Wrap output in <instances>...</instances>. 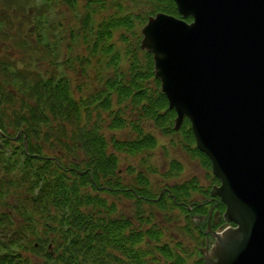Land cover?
I'll return each mask as SVG.
<instances>
[{
  "label": "trees",
  "instance_id": "16d2710c",
  "mask_svg": "<svg viewBox=\"0 0 264 264\" xmlns=\"http://www.w3.org/2000/svg\"><path fill=\"white\" fill-rule=\"evenodd\" d=\"M156 12L180 17L172 0H0L4 52L26 57L19 67L0 50V264H203V237L181 203L202 190L197 180L173 185L171 198L131 164L132 182L120 177L118 154L155 146L148 124L180 133L210 169L188 119L174 131L152 57L139 48V27ZM179 169L172 160L168 173ZM175 207L180 231L159 214L169 226Z\"/></svg>",
  "mask_w": 264,
  "mask_h": 264
},
{
  "label": "water",
  "instance_id": "95a60500",
  "mask_svg": "<svg viewBox=\"0 0 264 264\" xmlns=\"http://www.w3.org/2000/svg\"><path fill=\"white\" fill-rule=\"evenodd\" d=\"M172 1L180 17L148 15L139 48L152 57L173 129L188 119L219 180L210 193L234 224L208 225L213 242L199 253L203 264H264V0Z\"/></svg>",
  "mask_w": 264,
  "mask_h": 264
},
{
  "label": "rangeland",
  "instance_id": "374dc122",
  "mask_svg": "<svg viewBox=\"0 0 264 264\" xmlns=\"http://www.w3.org/2000/svg\"><path fill=\"white\" fill-rule=\"evenodd\" d=\"M107 13H109V10H106L103 12V16H105ZM99 18V17H98ZM70 20V16L68 15L67 21ZM141 27V26H140ZM139 27V29H140ZM138 29V30H139ZM117 34L115 33V37ZM0 50L3 52L6 50V45L2 42L0 43ZM0 51V52H2ZM8 57H11L15 62L19 65V67L22 64V61L26 59L25 55L22 54L18 50H7L6 52ZM124 116L129 119V112L125 111ZM106 117V113L102 114ZM148 131L152 132V134L155 136L156 144L153 148H146L142 151H140L137 154H134L132 156H126L124 153L118 154L119 158V167L122 170L120 173V177L124 178L126 180V165L131 164L134 167V171L140 173L141 171L148 177V180L151 183V187L154 190V192H158L161 187H170L171 185L180 183L183 181L191 180V179H197V185L202 188V190H205L207 186L211 185L210 179L207 177L206 171L209 169L203 168L199 161H197L194 157L191 156L181 145L179 147H176V140L179 141L182 137L180 133H174L171 134V137H166V135H162L159 130L151 124H148ZM147 125V126H148ZM131 126L128 124L127 127L123 130H117V132H114V135L121 138V136H125L130 131ZM180 129V128H179ZM179 129L177 131H179ZM175 131V130H174ZM176 132V131H175ZM17 137V136H16ZM19 137V136H18ZM173 143V144H172ZM172 144V145H171ZM50 155V154H47ZM176 159L180 162V169L176 170V174H171V176L168 173V169L171 166L172 160ZM154 166V171L151 169V167ZM164 173V177L161 176V174ZM211 174V173H210ZM173 175V176H172ZM129 178H131L129 176ZM123 179V180H124ZM130 181V179H129ZM128 184V183H127ZM100 189V188H98ZM201 189L194 190L191 192L190 196L187 198V201H200L203 199V195L205 196ZM162 195V194H161ZM174 198V197H173ZM176 203V201H175ZM124 204L122 201H118L117 203ZM125 206H129V204H125ZM172 224L168 226V221H166L163 211L162 213L159 212V214H162L160 217L162 220L163 225H166V227H169L172 231H180V226H184L186 223V219L183 218V215H180V211L178 209L172 208ZM191 227V226H190ZM195 231V229H191ZM196 232V231H195ZM176 233V232H175ZM172 233L174 238L175 236L177 238H184L181 237L180 232L177 234ZM170 239V238H169ZM200 245H197L199 247Z\"/></svg>",
  "mask_w": 264,
  "mask_h": 264
},
{
  "label": "flooded vegetation",
  "instance_id": "af4514ba",
  "mask_svg": "<svg viewBox=\"0 0 264 264\" xmlns=\"http://www.w3.org/2000/svg\"><path fill=\"white\" fill-rule=\"evenodd\" d=\"M166 137L169 138V137H171V135H166ZM173 143H176V147L180 146V144H179V142L177 140L175 142H173ZM176 162H179V161L176 159ZM151 169L154 171V166H152ZM209 170H210V173H211V166H210ZM210 173H209L208 170L206 171L207 177L211 181V177H209V176H212V174H210ZM171 174H175V172H171ZM129 176L131 178H129ZM161 176L164 177V173L161 174ZM125 178L128 181L127 182L128 184L132 182V175H126ZM129 179H130V181H129ZM180 183H182V182H180ZM180 183L178 182V183H176V185H179ZM218 184H219V180L216 178V181H214V182L211 181L210 189H211V187L213 185H218ZM173 185H175V184L173 183ZM173 185H171L170 187H168V186L167 187H165V186L161 187L160 190H159V195L164 194V195H166L168 197L173 198L174 195L171 193V187ZM210 189H209V193L206 194L205 196L203 195V199H201L198 202L197 201H190L188 203L187 202H181L183 207L186 209V214L191 219V221H192L193 225L195 226V228H197V230L199 231L201 237H203L204 245H202L200 247V251L202 249H204L206 244L208 246H210L211 243L213 242V238H212L211 234L210 233H206L205 234V231L207 230L208 225L210 226V228L213 231H220V230H222V229H224L226 227L234 225L233 223H227V222H225L223 220L222 214L224 212L225 206L220 201L218 196L211 195ZM205 203H206V207H207V211L205 213H203V210H200L201 212H193V209L196 208V205L203 206V204H205ZM175 204H178V203H175ZM219 204L223 205V209L220 208Z\"/></svg>",
  "mask_w": 264,
  "mask_h": 264
}]
</instances>
